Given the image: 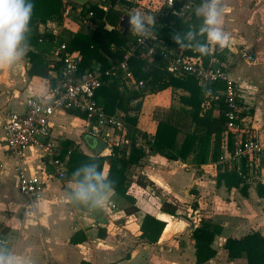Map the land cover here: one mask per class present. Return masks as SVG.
<instances>
[{
  "label": "crops",
  "instance_id": "1",
  "mask_svg": "<svg viewBox=\"0 0 264 264\" xmlns=\"http://www.w3.org/2000/svg\"><path fill=\"white\" fill-rule=\"evenodd\" d=\"M120 5L116 4L113 8L120 12ZM221 7L224 9L221 24L230 36V43L224 47L219 46L209 63L219 65L225 76L235 83L241 111L237 127L222 134L218 160L209 161L200 167L199 173H195L190 157L181 162L149 151V142L158 121H169L181 132L191 129V116L187 112L189 107L179 100L181 95H187L186 91L168 87L130 99L126 104L128 106L140 102V109L129 110L131 113L128 111V114L136 115V145L145 150V155L137 165L131 166L128 173V193L134 197L135 203L131 205L114 191L104 206L96 209L69 200L68 191L72 179L65 175L58 177L53 167L43 161L38 149L29 146L20 158H16L7 154L3 146L5 112H22L28 96L48 101L52 78L60 67L53 54V47L58 41L56 38L66 41L79 28L86 33L94 28L89 17L83 14L82 7L71 3H66L68 13L63 15L61 21L49 20L40 26L55 36L52 45L35 49L44 55L49 68L47 76H29L27 69L30 63L25 56L13 64L5 75H0V243L25 261V264H197L193 241L190 239V230L195 222L189 224L187 213L179 207L195 199L201 213L205 205L211 213L209 218L199 216L198 219L218 223L221 227L220 234L212 244L217 251L216 255L202 264H247L243 256L229 258L222 244L226 237H240L252 230H258L264 235V195L255 192L254 181L250 184L248 196L244 197L235 188L227 190L223 185L217 186L214 175L217 167L227 165L237 170L243 168L248 177L255 176L259 181L264 179V164L255 163L250 167L246 158L232 157L228 147L230 135L232 148L234 142L247 136L264 138V0H221ZM64 27H67L66 30L71 29L69 37L63 33ZM165 47L173 52L179 51L167 45ZM213 48L214 44H210L209 51L212 52ZM28 49L33 50V46L28 44ZM110 61L107 58V62ZM93 66L98 67L99 63L93 62ZM117 81L119 90L126 96L130 90L120 80ZM214 99L206 92L202 102L203 110L208 109ZM212 113L218 114L215 107ZM49 126L51 136L61 148L63 142L69 140L71 143L68 149L77 146L86 154H94L93 148L84 140L90 127L84 115L55 109L49 118ZM141 133H146L148 137H142ZM118 144L122 153L127 155L129 141H120ZM112 145L113 139L108 140L99 154L111 158ZM221 156L225 157L223 162H220ZM17 168L45 182L34 202V216L23 213L25 200L17 188ZM108 168L109 163L105 161L102 170L107 172ZM248 170L251 174H248ZM191 188L197 191L196 197L190 194ZM163 200H177V211L174 214L161 211L159 208ZM133 207L135 211L129 213L128 210ZM145 213L164 219L165 222L163 232L154 244H147L139 237V223ZM99 218H103L104 222L99 221ZM241 222L247 226V231L240 232ZM98 227L106 230L103 239L97 237ZM182 227H188V231L182 235L177 234L179 239L169 238L172 228L181 231ZM76 230H83L87 239L71 243L70 236ZM176 232L172 234L176 235Z\"/></svg>",
  "mask_w": 264,
  "mask_h": 264
},
{
  "label": "trees",
  "instance_id": "2",
  "mask_svg": "<svg viewBox=\"0 0 264 264\" xmlns=\"http://www.w3.org/2000/svg\"><path fill=\"white\" fill-rule=\"evenodd\" d=\"M101 1L99 3L107 5L106 10H103L98 6L97 2L95 3L91 0H88L86 4H80L84 15L87 12L92 13L89 21L93 23L94 28L90 33H86L82 28H79L69 40H66V46L68 50L78 53L80 71L92 68L94 67L93 62H98L99 66L97 68L106 78L104 72L111 64H116L120 60L122 54L121 48L129 40L131 29L129 26L127 32H124V29L119 24L121 12L113 8L116 4L125 5L123 0ZM33 2L35 7L28 33V44L33 46V50L28 49L25 55L30 63L27 74L29 76L46 77L49 68L45 62L44 55L41 51H36L35 49H38L40 46L46 47L52 45L55 36L46 31L45 28H40V26L49 20L61 21L66 3H71L74 6L78 4L69 0H33ZM200 3L201 0H196V6L184 13L182 17L170 14L160 17L157 22L149 25V32L156 36L164 46L167 45L179 50L184 55L199 56L202 64L206 66L212 55L216 53L219 45L214 44L212 52L209 51L207 55H201L191 47L179 49L171 39V34L175 31H187L189 28L198 30L202 23V18L196 16L195 8ZM175 8L178 10V6ZM106 23L111 25L112 28H105ZM56 39L58 40L57 42L63 41L61 38ZM107 58H110L111 61L107 62ZM128 64L134 79L136 81H145V89L130 90L125 96L118 88V81L113 79L95 90V99L106 114H112L116 109L125 112V131L128 135L122 133V136L129 141L128 154L122 153L119 144L111 146V158L100 154H86L76 146L70 150L68 155L65 177L72 179V173L82 164H89L95 160L99 162L102 169L103 163L108 161L109 168L107 174L109 179L115 182L114 191L124 197L131 205H134L135 199L128 193L130 183L128 173L131 166L137 165L145 155V150L136 145V115L132 116L128 114L129 110L138 111L140 109V102L138 101L132 106H128L126 105L128 101L168 87L180 88L187 92V95H181L179 100L189 107L187 112L191 116V129L188 132H181L178 127L169 121H158L148 148L150 152L159 153L171 160L184 162L190 157L195 166V173L200 172L199 169L202 165L209 161L216 162L219 158L222 134L225 131L226 105L224 104L222 95L219 94V91L223 89L222 80H216L206 86H202L193 75H187L183 78L175 77L167 71L158 57L153 58L151 61H146L133 56L129 59ZM55 78H52V82H54ZM206 92L213 97L217 96V98L212 100L211 106L208 109L203 110L202 102L205 99ZM213 107L217 109V115H213ZM67 111L83 116L82 113L76 110ZM141 136L144 138L148 137L146 133H141ZM228 142V147L232 150V135H230ZM70 143L71 141L69 140L63 142V153L66 152ZM214 179L217 186L223 185L227 190L235 188L244 197L248 196L250 184L254 181L255 192L260 196L264 195V183L256 180L255 176L248 177L245 175L243 168L237 170L235 167H228L227 165L217 167ZM190 194L196 197L197 191L191 188ZM178 205L177 200H163L159 209L168 214H174L178 209ZM187 205L189 208L188 217L191 219V222H195V225L190 230L195 262L202 264L216 255L217 251L212 244L215 237L220 234L221 227L218 223L198 219L200 207L195 199L188 202ZM128 211L129 213L134 212L135 208H130ZM158 218L149 213H145L141 218L139 237L147 244L156 243L163 232L165 227L164 219L160 220ZM105 235V228L98 227L97 237L103 239ZM86 239L87 236L83 230H76L69 240L71 243H80ZM222 247L229 258L243 256L247 264H264V235L258 230L249 231L240 237H226ZM81 264L88 263L82 262Z\"/></svg>",
  "mask_w": 264,
  "mask_h": 264
},
{
  "label": "built area",
  "instance_id": "3",
  "mask_svg": "<svg viewBox=\"0 0 264 264\" xmlns=\"http://www.w3.org/2000/svg\"><path fill=\"white\" fill-rule=\"evenodd\" d=\"M123 1L127 9L120 11L119 24L125 33L129 29L128 16L132 12L140 11L146 22L150 20L157 22L166 14L182 17L184 13L196 6V0ZM98 6L103 10L107 9L104 5L99 4ZM67 13L66 8L64 14ZM86 16L91 17L92 13L87 12ZM126 24L128 25L127 30H125ZM130 33L131 37L121 48L120 60L116 64H111L104 72L106 78L97 67L80 71L78 53L68 50L65 40L57 42L53 47V54L60 67L49 89L48 101L37 96H28L22 112L7 110L4 114L3 146L6 153L20 158L27 147H35L40 151L43 161L53 167L58 177H63L70 149L63 153L60 144L50 134L49 118L55 109L81 112L89 122V133L105 143L110 139H113L114 145L120 141L127 142L128 139L122 136L125 130V112L116 110L112 114H106L95 99V90L113 79L120 80L121 84L128 88L127 90L145 89V81H136L129 68L128 61L133 56L146 61L158 57L173 76L183 78L193 75L202 86L222 80L223 89L219 91V94L222 95L226 105L224 133L237 127L241 111L238 90L235 83L225 76L219 65L208 63L204 66L199 56L184 55L181 51H170L151 32L146 37L137 36L132 30ZM230 153L232 157L238 159L246 158L250 162V167L255 163L264 164V138L247 136L243 140L234 142ZM224 159L225 157L221 156L220 162ZM261 181L264 183V179ZM16 182L18 191L25 200L23 213L27 216H34V202L44 188V180L17 168Z\"/></svg>",
  "mask_w": 264,
  "mask_h": 264
},
{
  "label": "clouds",
  "instance_id": "4",
  "mask_svg": "<svg viewBox=\"0 0 264 264\" xmlns=\"http://www.w3.org/2000/svg\"><path fill=\"white\" fill-rule=\"evenodd\" d=\"M35 4L33 0H0V69L10 67L21 60L28 51V33ZM224 12L221 0H201L195 8V14L202 18L198 30L175 31L171 39L179 49L192 48L201 55H207L209 45L221 47L230 43V36L221 24ZM128 23L134 34L146 37L150 31L140 11L129 14ZM203 38V39H202ZM114 181L109 179L99 162L82 164L72 173L68 198L71 202L84 205L90 209L101 208L114 192ZM0 264H25L7 246L0 243Z\"/></svg>",
  "mask_w": 264,
  "mask_h": 264
},
{
  "label": "rangeland",
  "instance_id": "5",
  "mask_svg": "<svg viewBox=\"0 0 264 264\" xmlns=\"http://www.w3.org/2000/svg\"><path fill=\"white\" fill-rule=\"evenodd\" d=\"M91 1H93V2H97V3H99V2H102L101 0L99 1V0H91ZM101 4V3H100ZM103 4V3H102ZM120 7L122 8V10H125V9H127V6H125V5H120ZM79 24V23H78ZM64 29H65V27H64ZM66 29H67V27H66ZM65 29V30H66ZM63 31V33L65 32V34H66V37H69V35H70V31H71V29H68V30H66V31H68V32H66V31ZM70 30V31H69ZM131 37V36H130ZM11 68V66L10 67H5V68H2V69H0V75H5L6 74V72L9 70ZM135 90V89H134ZM129 113H131V111H129ZM123 133H125V135H128V133L124 130L123 131ZM255 169V168H254ZM256 170V169H255ZM253 171V170H252ZM248 174H251L250 173V170H248ZM252 174H255V172H252ZM257 179V178H256ZM258 180V179H257ZM228 201H230V199H227ZM235 200V199H234ZM223 203V205H225L226 203H225V201H223L222 202ZM238 204V203H237ZM180 209L182 210V211H184L185 213H187V216H188V213H189V208H188V205H186L185 203H183V204H181L180 206ZM241 208V207H240ZM208 209H209V207L208 206H206L205 205V207L204 208H202L201 210L203 211L202 213L199 211V213H198V215L201 217V218H209V216H210V212L208 211ZM211 209V208H210ZM182 213V212H181ZM247 213H250L249 211H247ZM177 217H179V218H183V217H181V216H177ZM188 220H189V224L191 223V219L188 217ZM188 224V225H189ZM244 223H242L241 222V227H240V232H245V231H247V226L244 224ZM171 230V229H170ZM175 230H177V232L175 231ZM188 231V227H182V229H181V231H179V229H176V228H174V230H173V228H172V231H169V238L170 239H175V240H177V239H179V236H177V234H179V235H182V234H184V233H186ZM172 232H176V233H174V234H176V235H173L172 234ZM165 234V233H164ZM167 234V233H166ZM215 244H216V242H215ZM184 246V245H183ZM167 251V250H166Z\"/></svg>",
  "mask_w": 264,
  "mask_h": 264
},
{
  "label": "water",
  "instance_id": "6",
  "mask_svg": "<svg viewBox=\"0 0 264 264\" xmlns=\"http://www.w3.org/2000/svg\"><path fill=\"white\" fill-rule=\"evenodd\" d=\"M69 1L75 2L77 4H86L88 2V0H69ZM105 28L109 29L110 26L108 24H105ZM127 28H128V25L126 24L125 30H127ZM84 140L90 147L93 148L94 154H99L103 150V148H105L106 146V143L103 140L99 139L96 136L91 135L90 133H87L84 136ZM160 220H163V219H160ZM99 221L104 222V219L99 218Z\"/></svg>",
  "mask_w": 264,
  "mask_h": 264
}]
</instances>
